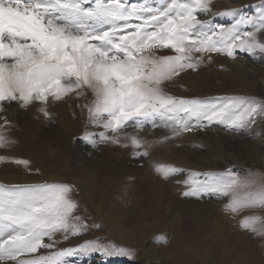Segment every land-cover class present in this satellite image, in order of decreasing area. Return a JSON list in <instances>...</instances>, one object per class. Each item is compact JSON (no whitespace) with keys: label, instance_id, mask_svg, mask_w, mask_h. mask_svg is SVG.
<instances>
[{"label":"snow or ice","instance_id":"snow-or-ice-1","mask_svg":"<svg viewBox=\"0 0 264 264\" xmlns=\"http://www.w3.org/2000/svg\"><path fill=\"white\" fill-rule=\"evenodd\" d=\"M211 0H0V112L5 102L27 107L33 102L47 105L74 94L91 96L84 105L89 125L102 128L85 134L98 143H120L121 131L157 123L172 130V136L211 125L246 130L264 116V104L251 98L228 97L209 104L168 95L162 85L181 71L195 69L197 54L236 50L264 52L256 33L264 32V13L243 17L236 25L213 27L197 19L210 11ZM223 15H237L227 10ZM240 24L254 31H239ZM169 49L174 55H158ZM40 111L49 116L46 107ZM196 123L193 124L192 121ZM207 122L205 124L204 122ZM8 121L5 119L4 124ZM3 126L0 125V128ZM98 135L99 139L95 137ZM168 137H165L167 139ZM10 141L0 131V148ZM135 156H148L147 146L131 137ZM127 147V144L124 145ZM0 156V162L6 160ZM28 166L27 160H15ZM155 171L164 179L179 172L159 164ZM194 174L185 181V197H227L225 211L245 216L240 226L264 235V176L240 179L229 174ZM72 185H0V264H68L65 259L78 252L127 255L115 245L86 241L75 249L49 251L59 242L78 236L86 225L74 215ZM158 239H163L160 237ZM47 240V242H45Z\"/></svg>","mask_w":264,"mask_h":264},{"label":"rangeland","instance_id":"rangeland-1","mask_svg":"<svg viewBox=\"0 0 264 264\" xmlns=\"http://www.w3.org/2000/svg\"><path fill=\"white\" fill-rule=\"evenodd\" d=\"M131 2H137V0H131ZM227 10H236L237 15H223L222 13ZM262 13H264V0H211L210 11L198 13L197 19L208 22L218 30L219 26L229 28L236 25V21L241 16L256 18ZM239 31L243 34L254 31V28L250 24H240ZM256 37L264 42V32L256 33ZM157 54L174 55L175 53L169 49H161ZM197 55L202 58L195 69L183 70L171 80L163 83L162 87L168 95L209 104L223 103L228 97L251 98L264 104V52L257 50L249 53L236 50L232 57L222 52H205ZM199 75L203 78L209 77L204 81L209 80L208 83H211L209 90L204 91L207 88L202 87L204 89L202 93L195 90V86L199 85L198 81H192L194 76L199 77ZM234 77H240L241 82H246L247 89H241V85H235L232 81ZM90 101L91 96L86 99L80 97L76 102L66 100L62 107L51 98L46 106L33 102L27 107H21L17 102H5L4 110L0 112V125L3 126L0 131L10 141L7 147L0 148V156L7 158L0 162V185L25 186L44 183L72 185L70 197L77 205L74 215L80 217L87 226L80 235L70 236L66 241L61 236H57L56 239L59 242L55 247L51 250L40 249L39 254L47 255L49 251L59 249H75L86 241H98L105 246L115 245L126 249L128 254L107 256L93 251L78 252L65 258L68 264H264V235L254 234L240 226L243 217L254 213L243 211L237 215L229 214L225 211V205L228 203L227 197H221V200L217 202L221 214L218 219L222 224L219 231L215 232L213 239L208 240L205 245L201 241L198 244V250H194L191 247L193 244L176 226H180V223L177 219H173V214L171 217L162 216L164 219L161 222L158 221L157 226L155 225L156 227L152 230L142 231L141 234L138 230L126 239L119 238L114 233L110 220L104 219L99 211L105 209L103 212L108 215L117 214V220L128 226L131 224H143L144 226L149 223L145 218H141L143 223L131 221L139 215L137 214L139 207L133 203L134 195L126 196L117 205L114 202V195L111 194L103 201L108 204L106 207L108 209L103 206L98 211L96 204L99 203L101 206L100 201L97 199L93 201L90 191L83 189L78 182L84 172L93 171L97 184L101 183L99 177L102 172L110 173L107 164L117 168L111 170L113 173L125 174L129 170H148L149 172L155 170L151 168L150 162L153 145L166 140L178 139V148L182 149L184 145L182 139L189 133L216 131L218 135L214 138L219 140L225 138L228 141L227 145L234 149L242 140H249L258 145L264 139V116L257 117V122L246 130H230L213 122L209 126L193 128L175 137L172 136L170 128L159 123L157 126L149 123L141 129L129 126L121 131L120 143L102 142L93 147L84 138L85 134H96L103 129L88 123V114L84 105ZM41 107H46L48 117L40 111ZM5 119L8 121L7 124H4ZM192 123L195 124L196 121L193 120ZM204 123L207 124L206 121ZM126 136L130 138L135 136L145 142L148 156L136 157L135 152L144 149H136L129 145ZM165 137L168 138L165 139ZM95 138L98 140V135ZM229 140H232V143ZM125 144L127 147L130 146L129 150L124 146ZM117 148H121L122 153H118ZM211 148L213 146L196 145L185 153L187 152L189 157L194 158L200 152ZM223 153L226 155L225 151ZM116 155L121 158L114 159ZM15 160H27L29 164L25 167L15 163ZM119 164L128 169L118 168ZM231 165L226 174L237 176L240 179L264 176V159L261 167L239 163ZM181 166L177 167L179 172L173 177L181 182L182 195L187 190L185 174L191 168ZM125 170L128 171L125 172ZM62 173L64 174L63 179L60 178ZM199 178L203 179L204 175H200ZM87 186H89L88 183ZM182 197L188 198L183 195ZM210 197L217 200V197ZM258 214L264 216V213ZM160 237L163 239H158Z\"/></svg>","mask_w":264,"mask_h":264},{"label":"bare ground","instance_id":"bare-ground-1","mask_svg":"<svg viewBox=\"0 0 264 264\" xmlns=\"http://www.w3.org/2000/svg\"><path fill=\"white\" fill-rule=\"evenodd\" d=\"M205 79H209V77L206 76L203 78L200 75L199 77L194 76L192 81H198L199 83L198 86H195L197 92L202 93L203 86L204 89L205 86L207 88L205 90L203 89L204 91L209 90L211 83H208L209 80L205 82ZM232 81H234L235 85H241V89H247L246 82H241L242 79L240 77H234ZM66 100L76 102L77 97L74 94L67 95L62 100L57 101V104L62 107L63 104L66 103ZM216 135H218L216 131H202L198 134L189 133L182 139L184 143L182 149L178 148V139L171 141L166 140L153 145L150 160L151 168H155L159 164L172 166L176 169L181 165L185 166L184 168L189 167L191 169L187 168L188 172L185 174V178L189 180L194 174L224 175L229 170L228 167L232 166V163L261 167L262 160L264 159V139H262L263 141L258 143V145L255 142H249V140H242L234 149L227 145L228 141L225 138H222V140L215 139L214 136ZM126 138L129 145H132L131 138L128 136H126ZM229 142L232 143V140H229ZM196 145H202L204 147L213 146V148L200 152L198 156L191 158L185 151L191 150ZM121 148H117L118 153H122ZM129 149L130 146L127 147V150ZM224 151L226 155H224ZM117 158L119 159L121 157L116 155L114 159ZM107 166L110 169V173L102 172L99 177L100 179L96 177L101 183L98 182L97 184L93 171L84 172V175L78 180L83 189L90 191L93 201L97 199L100 201V204H102L100 206L99 203H97L96 209L99 211L103 206L106 208L108 204L103 201L108 199L111 194L114 195V202L117 203V205L118 202L123 200L126 196L130 197L131 194L134 195L132 197L134 199V205L139 207V212L137 213L139 215L136 217L134 216L135 218L131 221L143 223L141 218H145L149 222L144 224V226H142L143 224H129L130 226H128V224L123 222L120 223L117 220V214L108 215L106 212H103L105 209H102L99 212L104 219H107V221L110 220L111 227L119 238L126 239L138 230H140L139 233L150 229L152 230L157 226L156 223L158 221L161 222V220L164 219L162 216L171 217L173 214V219H177L180 223V226H176L182 230L187 240L193 244L191 247H193L194 250H198V244L203 241L205 245L208 240L211 238L213 239L215 232L217 233L222 226L218 219L221 214L220 209H218L219 204H217V202L221 200V197L216 198L217 200H213L214 198L212 199V197L207 195L201 198H184L181 195V182L178 178L170 176L168 179H164L155 170H150V172L148 170H125V172L128 171L126 173L124 172L125 174L121 172L113 173L111 170H116L117 168H115L114 165L111 166L107 164ZM117 166L118 168L122 167L123 169H128L122 164ZM60 178H64L63 173ZM87 183L89 186H87ZM109 201L110 200H108V202Z\"/></svg>","mask_w":264,"mask_h":264}]
</instances>
